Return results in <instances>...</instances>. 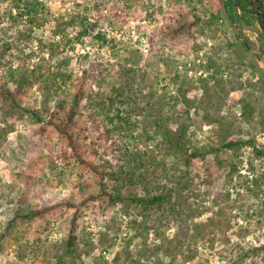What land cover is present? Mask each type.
<instances>
[{
  "label": "rangeland",
  "instance_id": "1",
  "mask_svg": "<svg viewBox=\"0 0 264 264\" xmlns=\"http://www.w3.org/2000/svg\"><path fill=\"white\" fill-rule=\"evenodd\" d=\"M222 2L0 0V264H232L264 245V37L253 14L250 27L233 22ZM80 84L70 131L124 202L99 194L48 125L51 113L67 116ZM179 128L203 158L172 147ZM158 194L170 205L145 221L127 201Z\"/></svg>",
  "mask_w": 264,
  "mask_h": 264
},
{
  "label": "trees",
  "instance_id": "2",
  "mask_svg": "<svg viewBox=\"0 0 264 264\" xmlns=\"http://www.w3.org/2000/svg\"><path fill=\"white\" fill-rule=\"evenodd\" d=\"M235 2L237 3V5L239 6L240 10H241V14H238L236 8H235ZM249 6L248 0H223L222 2V8L223 10L226 12L227 14V18L229 20H232L233 22L236 21H244L246 23V27H250V23L249 21L251 19H249L248 17L251 16V10H247L246 7ZM260 9H261V14H262V18L264 19V8H262L259 5ZM23 13L25 15H34V6H32L31 4H26L23 8ZM254 20V19H253ZM256 20V19H255ZM87 34V30L82 29L80 32L77 33V35L79 36H83ZM244 48L245 46L242 45ZM262 54H264V50H262L261 52ZM14 76H11V79H13ZM55 78V76H54ZM25 79V75L21 76V80L17 82V85L19 86V88L21 87V83L22 81ZM57 79V78H56ZM85 89L83 88V84L77 87V91L76 94L73 98V102L72 105L69 109V112L67 113V116L59 121V122H53L56 114L55 113H51L50 115V122L48 123V125L52 126L55 130V132L60 135L61 137H64L67 141H68V145L70 147V149L72 150L73 156L74 158L77 160L78 164L84 166L88 171H90L91 173H93L98 180V183L100 185V191L99 194L102 195L103 197L107 198V201L109 203H115V202H124L126 201V199L122 198L120 196V194H111L108 190H106L104 181L106 179V175L105 172L101 169V167L95 166L92 162H88L86 160L83 159L82 157V151L80 150V147H77L73 134L70 131V125L72 124V121L74 119V113L75 110L79 107L80 101L82 100L83 97V91ZM19 91V90H17ZM7 97L9 100L13 101L15 100V95H12L10 93H6ZM27 114H29L33 119L37 120V121H41V117H39L35 112L33 111H27ZM117 118L120 119L122 122H124V126L126 127V135L127 137H132V129H131V124L128 123L126 121L125 116H119L117 113ZM52 120V122H51ZM105 134H109V130L105 129ZM163 134H168L166 131L163 132ZM171 135V133H169ZM185 136V130L183 128H179L176 132V138L171 137L170 138V144L172 145V147L180 150L181 152H183L186 157H187V162H189V160H193V159H197L202 157L200 154H197L196 152H188V150H185L184 146H183V139ZM242 145H246V144H242ZM232 148V144H224L220 149H231ZM214 152H218L219 150H213ZM258 155H262L263 152H260L258 150L255 151ZM203 158V157H202ZM211 172V169H210ZM131 203H133L134 205L138 206L139 208L142 209L143 211V217H144V221L147 218V214L149 213V211L153 208H161L163 205H170L171 202V196L168 194H158V195H154V196H146L144 198H131L129 200H127ZM70 207H73L71 205H69ZM68 206V207H69ZM78 211V210H76ZM77 213V212H76ZM42 212L40 211H34V212H30L29 214L26 215H22V214H15L14 216V220H30V219H34L38 216H41ZM75 216L72 218L71 222H70V227L68 230V234H67V241H66V250L64 255L67 256H74L75 252H74V242H75ZM142 229L143 231H145V224L143 223L142 225ZM142 237L145 239L146 238V234L143 232ZM258 252H261L264 254V245H262L259 248H255L251 251L246 252L244 255H242L239 259H237V262H233L232 264H238V262H242L243 259L247 258L249 255L251 254H256ZM57 264H60V262H58Z\"/></svg>",
  "mask_w": 264,
  "mask_h": 264
},
{
  "label": "water",
  "instance_id": "3",
  "mask_svg": "<svg viewBox=\"0 0 264 264\" xmlns=\"http://www.w3.org/2000/svg\"><path fill=\"white\" fill-rule=\"evenodd\" d=\"M248 3L250 8H254V10H252V13L255 16L264 37V19L262 18L261 9L258 5V0H248ZM235 7L238 8L236 2H235Z\"/></svg>",
  "mask_w": 264,
  "mask_h": 264
},
{
  "label": "flooded vegetation",
  "instance_id": "4",
  "mask_svg": "<svg viewBox=\"0 0 264 264\" xmlns=\"http://www.w3.org/2000/svg\"><path fill=\"white\" fill-rule=\"evenodd\" d=\"M252 12V11H251ZM253 13H251V15H252Z\"/></svg>",
  "mask_w": 264,
  "mask_h": 264
}]
</instances>
